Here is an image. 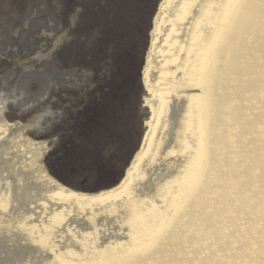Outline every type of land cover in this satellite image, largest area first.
<instances>
[{"label":"bare ground","instance_id":"6f19581e","mask_svg":"<svg viewBox=\"0 0 264 264\" xmlns=\"http://www.w3.org/2000/svg\"><path fill=\"white\" fill-rule=\"evenodd\" d=\"M152 37V118L121 185L79 194L20 162L5 216L36 222L41 264H264V0H164ZM18 130L0 146L33 157Z\"/></svg>","mask_w":264,"mask_h":264},{"label":"flooded vegetation","instance_id":"af4514ba","mask_svg":"<svg viewBox=\"0 0 264 264\" xmlns=\"http://www.w3.org/2000/svg\"><path fill=\"white\" fill-rule=\"evenodd\" d=\"M155 2L0 0V81L59 82L54 117L42 133L59 141L47 157H74L77 128L82 124L77 82L115 76L116 50L121 57L123 47L139 49L141 22L146 23ZM60 29L67 36L55 44Z\"/></svg>","mask_w":264,"mask_h":264},{"label":"rangeland","instance_id":"374dc122","mask_svg":"<svg viewBox=\"0 0 264 264\" xmlns=\"http://www.w3.org/2000/svg\"><path fill=\"white\" fill-rule=\"evenodd\" d=\"M159 1L156 4L155 10H157ZM86 3L85 1H83ZM154 14V11H152ZM78 16H80V12L78 13ZM86 29V28H85ZM85 31V30H84ZM149 44V41H148ZM145 48V45H144ZM69 52V51H66ZM146 51H142L143 57ZM144 63L145 61L142 62L141 68H140V77H139V82H127V92H129L133 98L135 99H140V107L137 109V101L134 102L131 112H132V126L130 129H132V135H129L130 140H134L130 145V150H133L137 148L142 142V138L144 134L146 133L148 129V121L150 120L151 117V111H150V106H146L144 103L145 98L147 97V93L145 90L144 83L142 81V72L144 68ZM127 69H125L126 72ZM83 76V75H82ZM98 83V82H97ZM102 83V82H100ZM78 85H81V87H86L88 83L86 82H78ZM134 85H138L141 92L139 94H136L137 92V87ZM89 88V87H88ZM53 89H50V93H52ZM149 97V96H148ZM119 104L121 105V99L119 101ZM14 112L18 111V108H12ZM138 110V113L136 115V112ZM15 115H23V118H16L21 122H24L26 124L27 119L29 116H26L19 111ZM136 115V116H135ZM31 118V117H30ZM29 118V119H30ZM28 119V120H29ZM28 123V122H27ZM46 123H48L47 119L45 120V123L43 125L46 126ZM19 133H22L19 132ZM140 135V136H139ZM26 137V135H25ZM24 137V138H25ZM35 141V140H34ZM33 141V142H34ZM36 142V141H35ZM102 145H104V142L99 141ZM138 143V144H137ZM19 144V143H18ZM137 144V145H136ZM136 146V147H135ZM92 146V150H93ZM10 150V149H7ZM22 151L23 150L22 147ZM27 155V154H26ZM133 156V155H132ZM9 157V156H7ZM15 157H9L6 159V157H0V181L2 184H0V197H3V203L4 205L0 204V264H16V263H25L27 262H33L35 264H41L47 256L46 248L49 246L48 243L42 244L40 241L41 232L37 228H31L34 226L36 222L28 223L24 218V212H14L13 214H10L9 216H5V213L8 212V208L10 206L11 197H10V187L11 184L15 183L16 179L20 178L18 174H16L15 168L19 164L17 163H29L33 167L34 165L39 167V159L38 157H27V159L21 158L19 162H16L13 160ZM83 158V157H79ZM103 165L105 168H108L110 166L113 167L114 169V174H112L109 177H102V179L98 178L91 182L89 179L85 180L84 183H80L82 179H85L84 176L86 174V169L81 168L79 172H77L76 177H70L69 175H65L64 173H60L62 178L65 177V180L73 186L72 188H77V190L85 192L86 191H94L93 188H88L91 186H99L100 184H104L103 187H105L107 182H110L111 180H114L113 178H117V176L120 174V171H117L120 169V161H118L117 157H103ZM129 160V157H123V170L127 166V162ZM41 161V160H40ZM23 165V164H22ZM9 167V168H8ZM126 170V169H125ZM46 172V171H44ZM43 172V173H44ZM47 173V172H46ZM44 173V174H46ZM48 175V174H46ZM94 175H96L94 173ZM29 176V175H28ZM97 176V175H96ZM30 177V176H29ZM19 180V179H18ZM29 182H32L31 178L29 179ZM24 182V180L22 181ZM73 184V185H72ZM19 185V184H18ZM21 185V184H20ZM4 186V187H3ZM19 187V186H16ZM20 188V187H19ZM37 189V188H36ZM92 189V190H91ZM29 194H32L30 197V202H32L36 196H38V190H35L33 192L34 188H29L27 189ZM27 192V193H28ZM60 218V217H59ZM31 226V227H29ZM11 229H14L13 231ZM53 237V236H51ZM54 238V237H53ZM57 241L56 238L53 239V243ZM51 242V243H52ZM59 243V242H58ZM64 242H62L63 244ZM61 245V242L59 243ZM59 245V246H60ZM64 248L61 249V252L63 254Z\"/></svg>","mask_w":264,"mask_h":264}]
</instances>
